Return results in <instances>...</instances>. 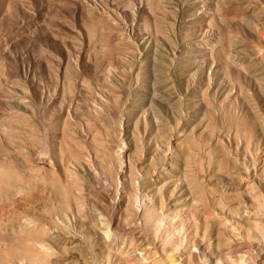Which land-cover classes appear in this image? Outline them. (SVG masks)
Masks as SVG:
<instances>
[{
  "label": "rangeland",
  "instance_id": "374dc122",
  "mask_svg": "<svg viewBox=\"0 0 264 264\" xmlns=\"http://www.w3.org/2000/svg\"><path fill=\"white\" fill-rule=\"evenodd\" d=\"M254 189L264 0H0V264H230Z\"/></svg>",
  "mask_w": 264,
  "mask_h": 264
},
{
  "label": "bare ground",
  "instance_id": "6f19581e",
  "mask_svg": "<svg viewBox=\"0 0 264 264\" xmlns=\"http://www.w3.org/2000/svg\"><path fill=\"white\" fill-rule=\"evenodd\" d=\"M253 184H254V182L252 181L251 185L253 186ZM254 196H255V201H256V205H257L256 207H258V208L256 209L257 212L253 213V216L255 218L264 217V214H262V212H264V198L262 197V194L260 193V191H258L257 189H254ZM119 204H120V206H123V209L126 211V213L129 212L133 216L134 220H137L139 218L138 217L139 212L144 214L145 212H147L149 210L146 206H143V210L138 211L137 209H135L131 206H127L123 200H120ZM252 225L254 226L253 228L257 234L250 235L247 232L245 234L246 236H242L240 231L235 229V227H233L232 224H228V229H229L228 232L230 235L227 238L228 242H225V243L216 242L215 247H216L217 254L214 257V259L217 258V260H218V259H220L221 256H224L230 260V264H259V263L264 264L263 261L258 262L252 257V254L254 253L253 247L256 246L260 250L264 249V244L260 248L259 245H255V241H254V239H257L256 237H259V236L261 239L264 240V224H262L260 222H253ZM111 239H112V236L108 241L103 240V242L106 245H108V243L110 242ZM144 239L146 241L145 237H144ZM217 240H218V238H217ZM192 247H194V246H192ZM202 247H204V248H202V249L200 248L197 252L195 251L196 258L198 257V252H201V253L203 252L204 253L203 254L204 255L203 256V258H204L203 264H210L209 262H207V261H209L208 260L209 258H207V255H206V254H208L212 257V253H210V249L208 248L209 247L208 241L203 240L202 241ZM142 250H143V248H142ZM205 251H206V254H205ZM144 252L146 253V251H144ZM177 254H178V252H177ZM253 255L256 256V254H253ZM180 256H181V254H180ZM133 258H135V257H133ZM137 259H135V260H137ZM188 263H190V261L187 262L186 264H188Z\"/></svg>",
  "mask_w": 264,
  "mask_h": 264
}]
</instances>
